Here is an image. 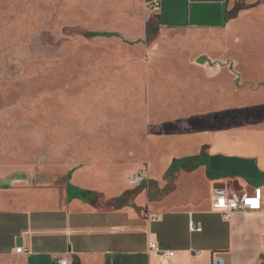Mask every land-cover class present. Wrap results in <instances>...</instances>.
Returning a JSON list of instances; mask_svg holds the SVG:
<instances>
[{"label": "crops", "instance_id": "1", "mask_svg": "<svg viewBox=\"0 0 264 264\" xmlns=\"http://www.w3.org/2000/svg\"><path fill=\"white\" fill-rule=\"evenodd\" d=\"M141 1L161 31L201 35V100L188 116L191 130L155 161H89L68 170V181L67 172L61 182L0 188V264H159L148 254L151 241L175 252L168 264H264V181L216 176L210 160L168 176L174 160L201 154L247 161L264 174V0ZM237 2L242 6L231 15ZM174 134L160 133V141ZM142 164L150 186L134 193L129 176ZM257 187L258 211L224 220L210 209L215 190ZM190 222L201 231L190 232Z\"/></svg>", "mask_w": 264, "mask_h": 264}, {"label": "rangeland", "instance_id": "2", "mask_svg": "<svg viewBox=\"0 0 264 264\" xmlns=\"http://www.w3.org/2000/svg\"><path fill=\"white\" fill-rule=\"evenodd\" d=\"M202 62L201 35L161 31L141 0H0V180L158 160L191 130Z\"/></svg>", "mask_w": 264, "mask_h": 264}, {"label": "built area", "instance_id": "3", "mask_svg": "<svg viewBox=\"0 0 264 264\" xmlns=\"http://www.w3.org/2000/svg\"><path fill=\"white\" fill-rule=\"evenodd\" d=\"M159 7L158 3H153L150 8L156 10ZM129 183L133 187L145 185L149 189V179L145 170H138L136 173L129 176ZM262 206L261 188L257 187L251 191H237L233 188L215 190L212 198L210 209L213 213L221 215L224 220H229L231 216L237 212H252L258 211ZM157 220L158 217H152ZM190 232H200L201 228L193 222L188 224ZM22 248L16 249L17 253H21ZM148 254L153 255L158 259L159 264H168L174 257L175 252L161 250L155 241H151L148 246ZM56 264H73L67 259H59Z\"/></svg>", "mask_w": 264, "mask_h": 264}, {"label": "water", "instance_id": "4", "mask_svg": "<svg viewBox=\"0 0 264 264\" xmlns=\"http://www.w3.org/2000/svg\"><path fill=\"white\" fill-rule=\"evenodd\" d=\"M210 167L216 176H240L247 181H264V174L257 172L254 165L247 161L212 157ZM18 181V179L0 180V188L10 187ZM214 264H222V261L216 259Z\"/></svg>", "mask_w": 264, "mask_h": 264}, {"label": "trees", "instance_id": "5", "mask_svg": "<svg viewBox=\"0 0 264 264\" xmlns=\"http://www.w3.org/2000/svg\"><path fill=\"white\" fill-rule=\"evenodd\" d=\"M86 38H93V37H111L112 34H109V33H87L84 35ZM209 160L210 158H207L204 154H201L200 157H195V158H183V159H179V160H174L172 163H171V166L169 167L168 169V176L172 177V175L174 173H176L177 171H179L180 169H185L187 171H192L194 169H196L199 165H201L203 162L204 163H207L208 167H209ZM71 171L68 172L66 174V176L64 177L65 178V181H68V179L70 178V175H71ZM149 186H150V182H149ZM143 188V185H140L138 186L137 188H135V192L134 193H138L139 191H141V189ZM77 196H87V195H93V197L96 196V194H89L87 192H83V191H79L77 192ZM132 194H127V195H124V196H121L120 198H118L115 203H120L128 198L131 197Z\"/></svg>", "mask_w": 264, "mask_h": 264}]
</instances>
